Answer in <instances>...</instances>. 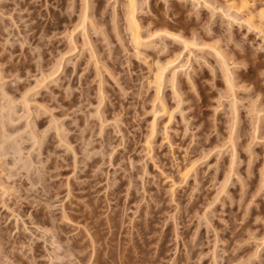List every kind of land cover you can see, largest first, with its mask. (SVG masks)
Here are the masks:
<instances>
[{
    "label": "rangeland",
    "instance_id": "1",
    "mask_svg": "<svg viewBox=\"0 0 264 264\" xmlns=\"http://www.w3.org/2000/svg\"><path fill=\"white\" fill-rule=\"evenodd\" d=\"M135 7L0 0V264H264V34Z\"/></svg>",
    "mask_w": 264,
    "mask_h": 264
},
{
    "label": "bare ground",
    "instance_id": "2",
    "mask_svg": "<svg viewBox=\"0 0 264 264\" xmlns=\"http://www.w3.org/2000/svg\"><path fill=\"white\" fill-rule=\"evenodd\" d=\"M126 2H127V8H128L127 12H126V16H125L126 30L129 33L130 39H131L136 51H139L138 47H140V44H141L140 39L141 38H140V34H139V28H138L139 26L137 24V20H136V17L134 15L135 14L134 13L135 8H136L135 7L136 6V0H126ZM223 2L225 4L227 11H232V12L238 13L241 16L243 14V16H242L243 22L245 25H247L248 29L253 30L257 33H261L262 35L264 34V2H262V0H223ZM156 63H154V62H153V64L150 63L147 67L149 69V74H151V83L156 88V93L158 94L160 92L161 86L164 82V79H163L164 76L163 75H164L165 67L162 65L159 66V64L156 65ZM162 110L165 111L166 109L163 107ZM7 116H10V115H7ZM11 116L8 118H10V120L13 121V119H11ZM153 132H154V125L152 126L151 134H153ZM81 139H83V138H81ZM90 145L91 144L88 142L86 143L85 139H84V145L82 146L83 151H81V153L83 152V154L85 156H89V152H90L89 150H92V148H89ZM15 150L17 151L15 153L18 154V152H20L22 149L19 146H16ZM192 168H193L192 163H190L189 165H188V163L183 164L178 170L179 178L182 181H186L189 177V174L192 171ZM173 184H175V183H173ZM66 215L67 214L63 213L64 219L66 221H69L68 217ZM52 238H54V237L52 236L51 240H52ZM66 248H67L66 249L67 252L70 254V256H72V253L74 251V246L69 245V247L67 246Z\"/></svg>",
    "mask_w": 264,
    "mask_h": 264
}]
</instances>
